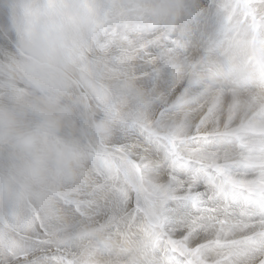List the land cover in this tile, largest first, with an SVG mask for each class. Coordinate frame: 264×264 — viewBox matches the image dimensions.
I'll return each instance as SVG.
<instances>
[{"label":"clouds","instance_id":"9594fccd","mask_svg":"<svg viewBox=\"0 0 264 264\" xmlns=\"http://www.w3.org/2000/svg\"><path fill=\"white\" fill-rule=\"evenodd\" d=\"M94 7L93 19L108 29L119 31L125 23H136L122 15L133 7L126 0ZM141 7L149 13L140 21L144 30L165 33V40L147 54L159 57L167 50L165 55L170 53L173 61L158 60V79L144 53H129L125 59L124 42L109 41L94 29L93 19H83L79 0H64L51 11L43 0H0V15L6 19L2 30L14 38L12 47L0 52V218L31 222L34 231L26 235L41 234L62 247L70 257L67 264H92L82 254L85 229L92 239L107 241L108 264H130L137 243L119 240L128 218L113 223L109 217L70 215L72 205L88 198L95 172L104 177L106 192L124 191L132 198L142 182L152 181L161 171L146 169L141 180L123 170L113 176L102 163L109 154L116 157L119 124L135 125L140 116L155 119L183 91L174 69L181 63L177 49L185 0H144ZM258 7L264 12V5ZM152 11L159 14L153 16ZM69 16L75 21L69 22ZM169 38L175 41L171 49ZM131 39L135 41V35ZM240 53L234 54L229 70L243 72L247 85L255 89L258 70L264 67V41L256 49L259 64H245ZM97 84L107 87L108 104L94 96ZM112 104L119 108V118L112 115ZM93 199L99 202V197ZM118 247L125 250L117 252Z\"/></svg>","mask_w":264,"mask_h":264},{"label":"bare ground","instance_id":"6f19581e","mask_svg":"<svg viewBox=\"0 0 264 264\" xmlns=\"http://www.w3.org/2000/svg\"><path fill=\"white\" fill-rule=\"evenodd\" d=\"M24 2L38 3L40 0ZM63 2L64 0H43L50 11ZM116 2L117 0H79L83 10L82 18L96 17L97 9L94 6ZM126 2L133 7L123 10L122 15L132 17L136 23L131 27L125 23L124 28L118 31L115 27L108 29L102 21L93 19L94 29L109 41L115 39L124 42L125 59L129 53H144L153 78L158 79V60L167 59L172 63L171 54L166 56L165 50L159 57H153L147 52L165 40V33L150 34L144 30L140 21L149 14L141 7L144 0ZM262 4L264 0H185V13L180 24V47L177 49L181 55V63L174 69L183 91L176 97L175 104L162 108L155 119L140 116L135 125L127 122L119 124L114 143V146L127 148L144 170L160 169L166 172L169 164L160 156L156 142L148 135L158 139L165 135V128H170L177 132L175 143L180 145L194 133L207 137L209 143L204 147L205 154L210 158L209 165L214 171L219 168L217 175L225 176L227 186L242 193L254 205V211L244 218L253 220L264 211V95L261 94L264 89V67L258 70L256 87L252 89L246 83V75L230 71L229 63L237 50H241L245 64H259L256 49L264 41V12L258 6ZM100 14L103 15V12ZM150 14L155 16L159 13L152 11ZM75 19L68 17L69 22H74ZM5 23L6 19L0 15L1 52L9 50L14 39L11 34L2 30ZM132 35H135V41L131 39ZM174 42V38L168 39L169 49ZM92 92L101 104H108L109 91L105 85L93 86ZM110 108L112 115L119 118V108L115 104L110 105ZM165 112L170 114L165 124L160 126L161 131H156L151 126ZM145 124L149 126L147 129L142 127ZM136 155H142L146 159ZM106 157L110 163L113 161L111 154ZM225 169L227 175L224 173ZM94 174L97 180L87 193L88 198L71 206L72 218L92 214L109 217L113 223L121 216L128 218L119 230L121 244L136 239L133 252L142 251L148 264H159V241L150 231L145 230L140 221L132 218L136 216L135 201L124 200L120 195L106 192L104 177L98 171ZM162 174V171L157 173L152 181L160 180ZM95 197H99L98 203L93 199ZM167 209L166 220L169 227H174L179 219L186 218L192 212L190 205L185 202L169 203ZM117 230L116 227L113 228V231ZM260 231H264V222L250 223L247 228H233L226 239L228 242H242L246 238H255ZM81 239L84 243L82 254H87L86 261L108 264L110 257L105 239H92L86 229L83 230ZM124 250L117 248V252ZM59 255L61 261L67 264L70 257L62 247L59 248ZM135 255L132 253L129 257L130 264L146 262L145 258L141 259L138 255L137 258Z\"/></svg>","mask_w":264,"mask_h":264},{"label":"snow or ice","instance_id":"6c2138e0","mask_svg":"<svg viewBox=\"0 0 264 264\" xmlns=\"http://www.w3.org/2000/svg\"><path fill=\"white\" fill-rule=\"evenodd\" d=\"M168 115L162 113L151 127L161 131ZM163 131V137H148L156 142L160 156L169 164L168 170H161L158 181L142 182L132 198L120 192L122 199L136 203L133 220H139L159 241V264H264V231L242 242L226 239L233 228L264 222V211L254 220L244 219L254 211V205L227 186L225 176L217 175L219 168L214 171L209 165L204 147L209 143L207 137L194 133L180 145L175 143V130ZM114 152L116 157L111 163L107 157L102 158L113 176L123 170L143 179L142 164L132 158L127 148L116 147ZM224 173L228 174L227 169ZM174 202H185L192 212L169 227L167 205ZM32 231L31 222L15 216L0 218V264H61L60 247L44 235H26Z\"/></svg>","mask_w":264,"mask_h":264},{"label":"rangeland","instance_id":"374dc122","mask_svg":"<svg viewBox=\"0 0 264 264\" xmlns=\"http://www.w3.org/2000/svg\"><path fill=\"white\" fill-rule=\"evenodd\" d=\"M164 38H165V37H164ZM0 52H1V51H0ZM171 226H172V225H171ZM151 236H152V235H151ZM153 239H154V238H153ZM152 252H153V250H152ZM138 253H139V252H133V254H136L135 257H137V255H138L141 259H143V258L146 259V256L144 255V253H143L142 251H140L139 254H138ZM141 254H143V255H141ZM151 254H152V253H151ZM137 258H138V257H137ZM140 258H139V259H140ZM147 262H148V260L146 259V262H145V263L148 264ZM145 263H144V264H145Z\"/></svg>","mask_w":264,"mask_h":264}]
</instances>
